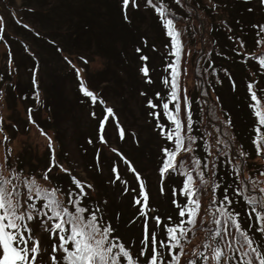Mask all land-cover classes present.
Wrapping results in <instances>:
<instances>
[{
  "label": "snow or ice",
  "instance_id": "1",
  "mask_svg": "<svg viewBox=\"0 0 264 264\" xmlns=\"http://www.w3.org/2000/svg\"><path fill=\"white\" fill-rule=\"evenodd\" d=\"M172 2L188 7L203 27L199 4ZM115 4L121 24L134 35L137 92L154 145L149 164L137 155L145 147L140 132L125 125L84 70L63 56L92 122L81 146L90 159L84 166L69 160L29 107L27 123L46 151L36 163L25 162L0 115V264H264V168L253 173L248 163L253 157L264 161V0H242L249 15L261 16L246 24L237 19L238 32L220 21L230 43L215 55L214 49L194 54L187 47V28L177 26L184 17L168 0ZM221 7L227 5L208 0L211 11ZM143 12L158 21L163 50L135 28ZM9 15L40 35L15 11ZM8 26L0 15V107L8 87L16 88L8 78L19 70ZM23 52L33 60L31 84L39 103L38 60L29 45L23 44ZM217 58L222 62L214 66ZM225 82L234 96L243 89L247 148L219 95L217 86ZM9 127L19 132L16 124Z\"/></svg>",
  "mask_w": 264,
  "mask_h": 264
},
{
  "label": "trees",
  "instance_id": "2",
  "mask_svg": "<svg viewBox=\"0 0 264 264\" xmlns=\"http://www.w3.org/2000/svg\"><path fill=\"white\" fill-rule=\"evenodd\" d=\"M87 1V0H85ZM107 3V7L109 8L110 12H104L102 11L100 14V20L104 21L101 22L105 27V29L102 31V34L99 37H96V35L92 32H90L91 34V41L86 40L84 43H80L83 41V39L85 38L84 34L87 35V31L85 29H82V23L87 24L86 26L88 28H93V26H95V21L94 19H88L83 17V19L85 20H79L76 17H70L68 18L67 22L70 26L71 25H76L77 28H72V30H66L64 28V33L65 37H67L68 41L69 39L71 40L70 43H67L68 48L71 49V52H75L76 50L80 51L81 53L90 51L91 45H95V42L97 43L96 49H99L101 53H105V55H107V58L109 59V53L108 51H110V47H108L106 44H110V39H109V35L110 30H113L114 32L119 33L120 35L122 34L123 36L130 38V35L127 34V28H125L119 19L118 13L116 11V4L114 3H108V0H105ZM83 5L84 9L83 12L80 11L79 14H84V16H86V12H93L92 7V1H89L87 4L85 2H79ZM169 3L171 4V2L169 1ZM173 5L172 9L175 11V13L178 16H183L184 17V22H182L181 24H178L177 26L180 28H187V35L185 37L186 42L188 43L189 47H192L191 49L193 50V53H198L201 49H210L212 46L214 49L213 55H215V53H217L216 48L219 49V51L222 50V48H225L226 46H228L227 44H229L230 42H228L224 36H225V32L226 30L220 25H216L214 22V20H210L209 23H206L205 25V29H204V34H202L201 30L203 29L201 26V23L199 22V19H197L196 21H193L196 17V15L194 13H192L190 10L188 11L185 8H182L180 6H177L175 3H172L171 6ZM195 5V4H194ZM237 7H234V9L232 10V12L234 11H245V6L242 4V2H237L236 3ZM199 11L200 10H204L205 13L207 14H211V10L208 8V5H204V4H200L199 7ZM175 9H178L180 12H177ZM50 11L52 10V8L49 9ZM187 14V15H185ZM248 14V13H247ZM34 14L32 13H28L25 12V16H33ZM249 15V14H248ZM251 18H255L257 16V13H255L254 15H249ZM144 16L141 18H138L137 20L140 22L141 20H143ZM259 18V16H258ZM46 21V20H45ZM43 21V22H45ZM153 21L156 23L154 25V28L157 29L159 28V24L158 21L156 19L153 18ZM47 22V21H46ZM135 27L139 28L138 22H135ZM22 30L21 28L17 27V30ZM23 31V30H22ZM9 38L12 39L14 41V48L15 50L20 53L22 51V45H21V40L19 38H17V36H13V34L11 32H9ZM107 34V35H106ZM88 35H89V31H88ZM31 36V35H30ZM226 37V36H225ZM35 41H37L36 38L32 37ZM215 40L217 43L216 44H212V41ZM224 41L228 42V43H223ZM42 43H44V45L46 46L44 41H41ZM225 45V46H224ZM215 47V48H214ZM52 50L53 48L50 47ZM14 50V51H15ZM16 53V52H15ZM220 58H217L215 60V62L217 60H219ZM222 60V59H221ZM204 65V67L206 66V62L205 60H202L201 65ZM123 72L125 73V78L124 80L114 88L113 92H120L121 89V84L124 82H128L130 80H132V83L135 81L136 79V71L132 68H127L124 67L123 68ZM106 77L112 75V73L109 72V65L106 67L104 73H103ZM21 75V74H20ZM112 77H115L114 75H112ZM20 81V80H19ZM131 82V81H130ZM55 86L59 89L58 93L60 94V97L62 96V92L60 91L61 89L59 88L58 83L55 84ZM19 87H22V85L19 84ZM10 88V87H8ZM124 90H126V87L124 88ZM20 91H24V89H20ZM9 92L12 93V90H10ZM45 92L47 93V96L52 99V88L50 89V87H46ZM9 99V98H8ZM60 104H58L57 106L52 103L49 104V106L52 108L53 111L56 112V114L54 115V117L56 119H62L61 117L63 116L64 112L70 111V110H66L65 105L68 104V102L66 100H60L58 101ZM62 112L61 113V110ZM124 112L126 111L125 109L123 110ZM63 120L66 121L67 117H63ZM57 122H61L60 120H57ZM64 147V151L63 152H67L69 154L70 158V154H73L71 152L70 146L63 144ZM199 238V236L197 237V239Z\"/></svg>",
  "mask_w": 264,
  "mask_h": 264
},
{
  "label": "rangeland",
  "instance_id": "3",
  "mask_svg": "<svg viewBox=\"0 0 264 264\" xmlns=\"http://www.w3.org/2000/svg\"><path fill=\"white\" fill-rule=\"evenodd\" d=\"M22 1L23 0H14L16 6L20 5ZM49 1L50 0H42V2H40V0H34V6L38 10H44L46 13L45 8L49 5V3H48ZM1 5H2V8L4 10V14L6 15L7 19L10 21V15L7 13L5 6L3 5V3H1ZM146 21H147V25L146 26L143 25L140 32L141 31L144 32L146 35H148L151 38V35H149V32H150L151 26H154L155 23L151 20L150 17H146ZM34 22L37 24V22L35 20H34ZM106 45L108 47H111L110 44H106ZM91 48L95 52H97L95 45L92 44ZM0 52L1 53L4 52L2 46H0ZM40 54L45 57V59L47 60L46 62H48L49 65L50 64H52V65H58L59 64L58 58L55 56L51 57L50 51H44ZM86 54L90 58V64H89L90 66L88 68L89 70H87L88 78L92 82V83H90V86L99 93H101V91H103V90H104V93H106L107 90H105V89L111 88L112 82H109V84L106 83V85H109L108 87H105L104 85H99L98 83H94L91 72L100 71L104 66H106V64H108V60H106V58L104 56H101V55H92V52H87ZM112 55L116 56L117 52H112ZM111 58H112V56H111ZM109 63L112 64L109 66V72L112 73V75H114L116 79L120 80V77L118 76V73H117V66H116L117 63L115 61L114 62L111 61ZM26 74L29 75L28 71L23 73V75L27 78ZM39 75H40V73H39ZM57 83L59 85V88L63 91V96H64L65 100H70V99H73L75 97V94L73 91H75L76 88L74 87V84L70 80H68V78L65 77L63 80H58ZM119 95H120V97L125 98L124 96H121L120 92H119ZM103 96L106 100L113 101L116 105L120 106L119 103H121V102H120L119 96H115V94H114L115 98H112V96H109L106 94H104ZM128 104H129V107L132 110V112H133V110L136 111L133 113L134 117L140 118L141 113L139 111L138 105H136L134 103V96H131L128 99ZM12 106H14V105L12 104ZM12 106H10V108H9V104H7L5 107V109H6V111H5L6 122H11L10 120H12L14 124L19 125V126L21 124L27 123V118H26V116H24V111H23L24 106L20 103L16 104L15 107H12ZM73 107H74L75 118H78V119L82 118L84 121V128L83 129L79 128V129L81 130L82 134L87 135V132L84 130V129H87V119L89 118L87 115V112H88L87 105L82 104L81 100L75 99L73 101ZM11 111L16 112L13 118L10 117ZM60 121L62 122V119H60ZM78 122H80V120H78ZM132 126H134L140 132L141 135L149 136V131H150L149 129H143L138 125H132ZM46 128L48 130V126ZM8 129H9V127H8ZM12 131L15 132V130H12ZM51 131H52V134H55L54 129H51ZM62 131H63V135L59 134L58 135L59 138L62 137V140H64L65 146L66 145L70 146L71 152L73 153L71 155L76 156L78 149L74 144H70V140H75L76 136H79L81 134V132L76 128L75 123L70 122L69 120H67L66 123L63 124ZM11 134H12V132H11ZM58 136H57V138H58ZM11 137L13 138V144H15L16 142H20V146L22 147V149L25 145H29V146L31 145L34 149L33 153L39 152V150L41 149L42 139L41 138L37 139V134L32 129L30 130V132H27V131L26 132L25 131L17 132L16 134H12ZM141 141L145 145V147H144L145 149L142 153L148 157L149 151H151L150 148L152 147V144H149L148 142H146L142 138V136H141ZM42 149H44V148L42 147ZM29 150L30 149H28L26 151H29ZM153 192L156 193L155 187H153Z\"/></svg>",
  "mask_w": 264,
  "mask_h": 264
}]
</instances>
